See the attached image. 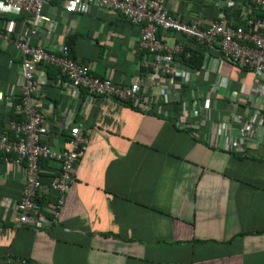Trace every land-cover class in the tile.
Here are the masks:
<instances>
[{"label":"crops","instance_id":"1","mask_svg":"<svg viewBox=\"0 0 264 264\" xmlns=\"http://www.w3.org/2000/svg\"><path fill=\"white\" fill-rule=\"evenodd\" d=\"M226 1L161 0L173 15L189 22L197 17L201 26L223 16ZM72 2L44 3L50 25L32 43L56 50L72 36L73 58L94 75L122 85L137 81L157 93L156 76L146 75L144 66L152 55L138 46L140 25L105 8L83 9ZM27 20L0 0V33L12 24L18 35ZM20 60L13 43L0 39V95L13 104L24 83ZM42 69L36 67L37 78ZM197 70L193 86L202 95L221 78L231 90L247 91L255 81L252 73L223 60L208 75ZM62 79L58 75V85L42 86L39 95L53 149L65 144L61 117L69 97ZM215 96L225 100L227 92ZM13 108L16 112L0 99V119H9ZM162 108L182 112L175 103L145 112L108 97L94 98L82 116L79 110L76 120L89 143L73 170L57 224L43 229L17 225L15 203L24 172L0 154V264H264V145L229 153L222 137L214 146L205 135L196 138L161 115ZM210 115L218 120L215 110ZM203 128L207 135L208 124ZM54 174L55 164L45 163L41 191Z\"/></svg>","mask_w":264,"mask_h":264},{"label":"built area","instance_id":"2","mask_svg":"<svg viewBox=\"0 0 264 264\" xmlns=\"http://www.w3.org/2000/svg\"><path fill=\"white\" fill-rule=\"evenodd\" d=\"M1 1L28 19L18 35H13L12 24L6 33H0V39L10 41L19 50L20 72L24 80L19 100L14 105L17 117L6 121L0 119V154L5 162L19 166L24 172L23 189L15 203L18 226L43 229L57 224L73 170L89 143L76 116L79 110L82 116L96 97L128 101L134 108L145 112L159 108L161 103H175L181 108L180 114L163 108L159 109L160 114L178 126H185L196 138L205 135L213 146L222 137V146L229 153L245 154L264 145V16L247 17L253 7L264 11V0H249L250 6L246 12L245 8L241 12L243 25H233L223 15L206 26H201L196 16L191 22L181 20L180 16L170 13L161 0H73L76 7L85 9L96 5L140 25L138 46L152 55V60L144 66L148 69L146 75L156 76L157 93L148 91L137 81L122 85L94 75L86 64L70 55L67 45L49 50L42 44L32 43V38L40 32L47 33V25H50L42 13L48 0ZM234 3L233 0L226 1L229 7H234ZM167 34L179 35L184 40L169 42L165 38ZM194 45L204 48L197 71L208 75L215 64L223 60L252 73L255 77L253 85L247 91L231 90L228 79L221 78L210 83L209 94L202 95L197 84L193 86L197 81V68H189L181 60V56L192 55ZM37 66L43 67L44 75L40 78L34 75ZM48 66H54L64 77L65 82H62L69 97V105L61 117L66 133L65 144L59 149H53L48 141L49 124L39 96L42 86L59 83L48 79ZM221 89L227 92L225 100L215 96ZM0 99L9 107L13 105L8 97L0 95ZM228 106H237L241 112L237 109L227 112ZM212 110L218 114L216 121L211 118ZM53 120L55 125L58 124L55 117ZM204 124L209 126L207 135ZM48 162L55 164V174L43 192L41 175ZM40 194L45 198L52 197L46 202L52 201L50 206L37 202ZM4 202L8 200L4 199Z\"/></svg>","mask_w":264,"mask_h":264},{"label":"trees","instance_id":"3","mask_svg":"<svg viewBox=\"0 0 264 264\" xmlns=\"http://www.w3.org/2000/svg\"><path fill=\"white\" fill-rule=\"evenodd\" d=\"M233 1L235 2L234 7L233 6L229 7L227 5H224V7L222 8V11H223L222 13L226 15L228 19H233V22H232L233 25H243L244 19L242 17L243 13L241 12L244 10V8H245L244 12H246V9L250 6L251 3L249 0H233ZM238 5H239V8L236 7ZM263 16H264V11H262L260 8H257V7H253L252 11L247 14V17H263ZM66 44L69 49L70 55L73 57V54L71 51H72V47L74 44V37L72 36L68 37ZM191 51H192V55L190 57L186 58L185 56H181V60L184 63V65L188 66L189 68L198 69L202 62L204 48L200 45H194ZM58 75L60 74L54 66H48L47 77L49 80L51 81L56 80ZM18 100L19 99H17L13 105H15L18 102ZM123 103L128 104L129 106L133 107L132 104L128 101L123 102ZM16 117L17 116L13 108L11 112L9 113V118H16ZM50 200H52V197L48 196V198H45V195L43 194H40L37 198V202L43 206L45 205V202H48Z\"/></svg>","mask_w":264,"mask_h":264}]
</instances>
